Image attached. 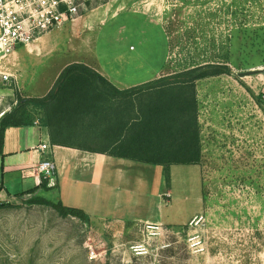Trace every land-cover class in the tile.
<instances>
[{
	"label": "rangeland",
	"instance_id": "obj_1",
	"mask_svg": "<svg viewBox=\"0 0 264 264\" xmlns=\"http://www.w3.org/2000/svg\"><path fill=\"white\" fill-rule=\"evenodd\" d=\"M41 38L32 53L19 46L18 62L15 51L3 60L14 77L0 82V116L16 93H44L76 60L131 55L134 74L205 64L230 74L195 83L198 165L139 164L125 173L117 159L102 164L124 183L102 181L99 199L94 189L95 201L81 207L88 223L33 197L0 201V264H264V0H98ZM32 116L37 123L38 111ZM36 194L61 199L54 188Z\"/></svg>",
	"mask_w": 264,
	"mask_h": 264
},
{
	"label": "trees",
	"instance_id": "obj_2",
	"mask_svg": "<svg viewBox=\"0 0 264 264\" xmlns=\"http://www.w3.org/2000/svg\"><path fill=\"white\" fill-rule=\"evenodd\" d=\"M230 74L222 64H205L168 74L139 87L119 90L93 68L83 63L67 65L53 87L43 97H22L16 93V105L0 116V155L4 132L8 127L36 124L32 114L38 111L37 124L47 128L51 143L100 151L117 158L163 166L198 165L201 161L196 81ZM116 103L104 105L108 102ZM131 102V113L124 117V102ZM105 106H108L105 109ZM106 110H113L110 119ZM114 127L117 144L91 147L81 144L94 121ZM112 122V123H111ZM109 127V128H110ZM111 129V128H110ZM45 186V181H43ZM29 202L46 204L62 216L88 223L82 209L68 207L41 197Z\"/></svg>",
	"mask_w": 264,
	"mask_h": 264
},
{
	"label": "crops",
	"instance_id": "obj_3",
	"mask_svg": "<svg viewBox=\"0 0 264 264\" xmlns=\"http://www.w3.org/2000/svg\"><path fill=\"white\" fill-rule=\"evenodd\" d=\"M44 36H46V34ZM40 43L41 41L35 43L32 48L35 47L40 49L42 46ZM18 48L15 49L13 54V58L16 59L17 62L22 53L20 48ZM131 49L132 48H130V51ZM33 51L34 50L31 49L26 50L27 53H32ZM122 54L123 53H121V55ZM131 57L132 56L130 55V58L125 57L118 62H90L76 60L72 61L70 64L83 63L93 68L119 90L139 87L147 82L166 76L161 75V71L159 70L152 75L134 74V71L136 72V70L133 69L134 64ZM116 62L117 64H114ZM70 64L66 63L58 68V71H56L53 79L48 83L44 93H38L32 89L27 91L28 96H45L53 87L59 73L63 68ZM134 67H138L139 70L141 64L139 66L137 63ZM23 89L27 90L26 88ZM195 91L197 92V90ZM5 95L9 94L5 92ZM110 104L112 103L109 101L104 105ZM115 105L117 104H112L113 107ZM107 108L108 106H105V109ZM131 109V102L128 103L127 110V104L125 101L123 109L125 120L127 112L131 113ZM106 111L110 119H113V110ZM92 124L91 131H88L90 134H88L85 139H80L82 145L106 147L117 144L118 139H116L115 134L111 132V130H114V127H110L109 124H99L96 120ZM43 143L48 145V149L44 152L40 151L38 148L39 145ZM42 159H50L56 166V186L54 187H47L46 184L44 186L43 182L39 183V178L35 171V165ZM116 159L120 161V164H118L119 168H121L122 172L125 170V173L130 169L133 170L137 168V165L139 164H145L129 159L110 156L106 153H101L100 151H89L75 147L54 145L51 143L47 128L37 123L29 126L8 127L4 132L3 149L2 154L0 155V201L9 202L15 198L38 197L36 193L39 188H54L58 190V195L61 198L60 202H65L63 205L80 208L84 211L85 207H81L85 202H88L89 197H93V202L95 201L96 195H98L97 199H99V192L103 187L102 181L104 183L112 182L110 185L114 183L122 185L124 183L120 178L117 180L115 176L107 175L108 172H104L101 168L102 164L106 165L114 163L112 161H115ZM115 165L117 166V164ZM109 176L110 180L112 177H115V179L110 181L108 180ZM125 176L126 178L128 177L127 175ZM95 188L96 194L94 192ZM9 189L11 191H9ZM88 189L89 192L87 191ZM85 193L88 194L86 197L84 196ZM93 194H95V196ZM145 222L154 225L160 224L158 221L152 222L145 220Z\"/></svg>",
	"mask_w": 264,
	"mask_h": 264
},
{
	"label": "built area",
	"instance_id": "obj_4",
	"mask_svg": "<svg viewBox=\"0 0 264 264\" xmlns=\"http://www.w3.org/2000/svg\"><path fill=\"white\" fill-rule=\"evenodd\" d=\"M98 0H0V82L14 77L3 70V60L19 46L31 49L45 34L79 19L89 4ZM3 114V113H2ZM44 152L48 145H39ZM39 183L56 186V166L50 159H42L35 165ZM167 197L170 194L167 192ZM148 228H158L147 224ZM140 248V247H139ZM137 250L136 252H139Z\"/></svg>",
	"mask_w": 264,
	"mask_h": 264
},
{
	"label": "water",
	"instance_id": "obj_5",
	"mask_svg": "<svg viewBox=\"0 0 264 264\" xmlns=\"http://www.w3.org/2000/svg\"><path fill=\"white\" fill-rule=\"evenodd\" d=\"M253 72H256V71L255 70H250V71H247V72H241V73H239V76L240 77H244L246 75L252 74Z\"/></svg>",
	"mask_w": 264,
	"mask_h": 264
}]
</instances>
